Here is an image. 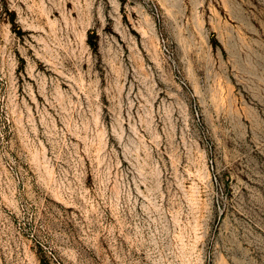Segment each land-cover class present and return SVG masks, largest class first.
I'll return each mask as SVG.
<instances>
[{
  "label": "rangeland",
  "instance_id": "1",
  "mask_svg": "<svg viewBox=\"0 0 264 264\" xmlns=\"http://www.w3.org/2000/svg\"><path fill=\"white\" fill-rule=\"evenodd\" d=\"M0 264H264V0H0Z\"/></svg>",
  "mask_w": 264,
  "mask_h": 264
}]
</instances>
